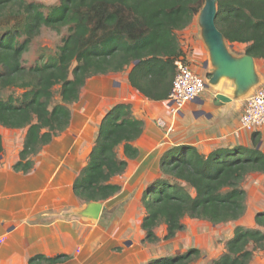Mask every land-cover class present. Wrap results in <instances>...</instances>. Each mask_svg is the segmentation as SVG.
<instances>
[{
    "label": "trees",
    "instance_id": "obj_1",
    "mask_svg": "<svg viewBox=\"0 0 264 264\" xmlns=\"http://www.w3.org/2000/svg\"><path fill=\"white\" fill-rule=\"evenodd\" d=\"M203 4L204 0H58L54 5L0 0V125L26 129L14 170L30 172L43 147L68 129L72 105L80 101L91 77L129 70L134 89L149 100H167L177 61H189L178 32L194 22ZM216 25L228 42L245 45L244 54L264 59V0H218ZM44 30L59 34L60 42L53 52L41 50L28 63L26 56ZM143 131L144 121L132 113L130 104L112 105L74 181L76 196L90 202L116 195L121 185L113 178L140 155L134 142ZM260 140L255 131L251 145L221 146L208 154L189 144L168 148L160 159L159 176L141 196L143 241L156 244L174 238L184 229L186 217L212 224L239 220L247 209L242 183L252 173H264ZM3 150L0 134V155ZM255 223L254 228L235 226L225 251L211 264H250L256 250L264 251V211L255 215ZM161 225L166 227L164 236L156 231ZM200 254L192 247L145 264H192ZM67 257L37 255L30 264H56Z\"/></svg>",
    "mask_w": 264,
    "mask_h": 264
},
{
    "label": "crops",
    "instance_id": "obj_2",
    "mask_svg": "<svg viewBox=\"0 0 264 264\" xmlns=\"http://www.w3.org/2000/svg\"><path fill=\"white\" fill-rule=\"evenodd\" d=\"M195 23L185 30L192 29ZM233 44L241 43H230L231 50L239 54L232 47ZM189 61L197 71L199 66L194 64L197 60ZM205 61L200 70L207 79L210 68L204 67ZM128 72L125 70L88 79L82 93L89 94V98L81 104L83 110H77L84 127L73 126L74 114L68 129L54 137L37 154L30 172L23 173L13 168L20 158L26 130L22 146L12 153L7 151L2 136L0 264H30V259L37 255L48 258L68 256L56 264H145L154 259L157 256L155 244L143 241L145 233L141 224L145 209L142 214L144 207L141 196L146 183L159 176L163 153L178 144L195 146L204 154L217 147L235 145L236 135L243 131L240 130V116L245 101L264 82L263 71L262 82L247 97L216 105L213 103L216 93L230 95L233 90V84L223 79L217 86H206L202 96L187 103L176 117L168 100H149L134 89L128 80ZM197 72H200L199 69ZM141 101L159 106L157 117L167 120L173 117L172 129L178 127L181 139L177 140L178 143H172V139H168L165 134L164 142H157L161 133L159 127L147 119L153 117V113L144 116L134 113L144 121L143 134L134 143L140 155L129 160L125 174L113 178V182L120 184L121 189L116 195L101 201L103 209L97 220L79 215L77 212L88 202L76 196L74 181L85 167L94 145L98 131L94 124L98 118L102 120L107 108L113 104L124 102L135 108ZM188 131L193 139L186 138ZM146 140H150L149 144ZM152 142L158 144L154 146ZM256 263L254 259L253 264Z\"/></svg>",
    "mask_w": 264,
    "mask_h": 264
},
{
    "label": "rangeland",
    "instance_id": "obj_3",
    "mask_svg": "<svg viewBox=\"0 0 264 264\" xmlns=\"http://www.w3.org/2000/svg\"><path fill=\"white\" fill-rule=\"evenodd\" d=\"M30 1L41 2L45 5H54L58 3V0H30ZM194 22H196V17ZM178 34L182 42V47L186 52V58H188L189 60L190 59L197 60V62H194V64L196 66H199L198 69L200 72L198 73L204 75V73L201 72L200 67L203 64V61L208 59L209 55H208V50L200 36V28L198 27L197 23H195L192 29L180 31L178 32ZM59 40H60L59 34L50 30H44L43 33L39 36V38L35 40L32 49L29 51V54L26 56L28 63L33 61L41 50L53 52L57 44H59L60 42ZM244 46L245 45L243 44L232 45L234 50H237V53L239 54H243ZM257 68L259 73L263 74L264 71L263 60H259V59L257 60ZM7 93L8 92H6V94ZM58 97H59L58 93H56L57 100ZM88 98H89V94L85 93L84 95L82 93L80 101L72 105L73 116L75 114V123L73 124L74 127L76 125L84 124V121H82L81 116H79L77 110H79L80 112L83 110V106L81 104H84L88 100ZM111 107L112 106L107 108V110H109ZM158 107L159 106H157L155 103L149 102L148 104L141 101L136 104L135 108L131 107V110L133 114L134 113L136 115L142 114L143 116L147 113L152 112L153 117H148L147 119L151 120L155 125L159 127V131L161 133H159V138L157 142L160 143L164 142V140L166 139L165 138V134H166L168 139H172L173 141L172 143H176L177 140L181 139V131L178 129L177 126L176 129L174 126H173L174 128L172 129L171 119H173V117L170 120L157 117L156 112L158 110ZM171 109L175 113V116L178 117L174 109L173 108ZM100 119L101 118H98L97 123L94 124L95 129L99 128L98 124L99 122H101ZM82 127L84 126L82 125ZM25 130H26L25 128L13 130V129H8V128L5 129L0 127V132L4 137V143L8 147L7 151L9 150V152L12 153L13 151L18 150L22 146L23 133L25 132ZM259 132L261 139L260 147L264 150V130H261ZM253 133L254 131L253 132H247L244 130L240 131L239 135H236V140H235L237 142L236 144L242 143V144L251 145V136ZM186 138L193 139V137L189 136V131L186 135ZM149 141L150 140H146L148 144ZM157 142H152V144L156 146L158 144ZM186 142L187 141H185L184 143ZM232 143L233 141L230 142V144ZM117 153L120 156L122 155V146H119L117 148ZM127 169L123 174L127 172ZM149 183L150 182H147L145 187H147ZM242 186L247 193L246 195L247 209L245 214L239 220L227 222V223L212 224L206 220H199V219L186 217L183 220L185 227L181 232H179L174 238L168 240H161L160 242L155 244L156 246L155 251L157 255L155 258L175 255L184 252L192 247H197L201 250L200 256L197 259H195L192 262V264H211L213 260L220 257V255L225 251L226 241L229 238H231L233 235V230L235 226L243 225L246 227H253V228L256 227L255 215L260 211H264V173H252L248 175L247 178L242 183ZM192 193H194L193 190ZM141 213L142 214L144 213V208L142 209ZM156 231L159 235L164 236L166 232L165 225L159 226ZM254 259L255 261H257L256 264L259 263L264 264V251L256 250L253 254V259L251 260L250 264H253Z\"/></svg>",
    "mask_w": 264,
    "mask_h": 264
},
{
    "label": "water",
    "instance_id": "obj_4",
    "mask_svg": "<svg viewBox=\"0 0 264 264\" xmlns=\"http://www.w3.org/2000/svg\"><path fill=\"white\" fill-rule=\"evenodd\" d=\"M218 0H204L196 16L200 36L208 50V59L204 67H209L206 86H217L225 79L233 84L230 95L218 92L213 103L222 105L233 100L247 97L255 86L262 82V75L257 68L256 59L249 54H236L230 48V42L216 25ZM261 143L259 144V146ZM103 209L101 201H90L77 213L85 218L97 220Z\"/></svg>",
    "mask_w": 264,
    "mask_h": 264
},
{
    "label": "built area",
    "instance_id": "obj_5",
    "mask_svg": "<svg viewBox=\"0 0 264 264\" xmlns=\"http://www.w3.org/2000/svg\"><path fill=\"white\" fill-rule=\"evenodd\" d=\"M206 77L198 73L190 61H177V70L168 95V102L176 113L206 90ZM264 128V82L247 98L240 117V130L260 131Z\"/></svg>",
    "mask_w": 264,
    "mask_h": 264
}]
</instances>
